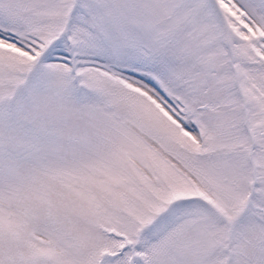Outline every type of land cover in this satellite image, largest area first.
<instances>
[{
  "label": "snow or ice",
  "instance_id": "1",
  "mask_svg": "<svg viewBox=\"0 0 264 264\" xmlns=\"http://www.w3.org/2000/svg\"><path fill=\"white\" fill-rule=\"evenodd\" d=\"M0 264H264V0H0Z\"/></svg>",
  "mask_w": 264,
  "mask_h": 264
}]
</instances>
